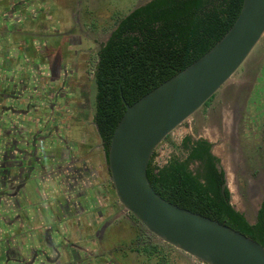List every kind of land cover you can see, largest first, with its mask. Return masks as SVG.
Instances as JSON below:
<instances>
[{"label": "rangeland", "instance_id": "rangeland-1", "mask_svg": "<svg viewBox=\"0 0 264 264\" xmlns=\"http://www.w3.org/2000/svg\"><path fill=\"white\" fill-rule=\"evenodd\" d=\"M145 1L147 0H31L30 3L27 0L21 2L20 6L28 9V11L26 10L28 19L23 27L18 22L13 24L14 42L21 39L26 40L28 48L31 49V59L40 65L39 69H34L36 71L34 74H39L38 86L31 88V76L28 75L24 89L25 95H29L30 105L35 104V108L31 106L33 114H29L28 119L24 121L26 126L34 128L33 131H39L41 134L40 139L36 135V137H31L32 141L30 139L31 143L29 144L33 148L29 147L28 153L26 152V156L24 155L25 158L30 157V159L35 157L37 161L31 171L28 202L34 205L35 199L39 200L48 194L49 191L38 194L34 188L42 180L47 184V187L42 186L44 184L42 181L39 185L40 189L46 190L54 186L56 190L60 186L61 188L66 187L58 194L56 204L47 201L44 205L43 201L39 200L41 205H34L27 212L30 219H33L34 216L39 219L38 215H40L43 219L50 221V225L56 228L58 234L53 242L50 239L49 245L46 243L51 248L56 246V260L49 261L47 258H42L40 262L37 260V264H157V256L147 257L146 253L142 251L141 242L145 236L147 242L161 246L169 264H200L193 257L149 233L118 202L111 183L108 184L107 162L101 139L92 119L96 90L91 70L96 62L97 51L108 38L115 25L116 17L123 16ZM20 6H15V8ZM0 30H2L1 27ZM263 53L264 33L242 65L214 94L211 103H216L217 108L213 109V105L201 106L164 138L156 148L154 156V160L161 164L173 155L182 156V151L177 146L185 134L209 138L213 143V152L221 157L226 172L227 186L230 190L231 203L235 208L245 213L249 219L253 218L256 207L251 187L253 181L249 179L246 172H240V170H245L246 162L239 165L233 162L230 154L229 132L224 134L218 123L221 109H223L220 103L226 99L227 90L239 77L246 74L250 63ZM31 62L27 63L28 67L31 66ZM65 62L70 64L69 67H66L65 75H63L65 82L67 81L65 87L68 88L61 90L58 94L59 98L55 99L53 94L57 86L52 87L50 93L45 95L47 98H43L47 82L58 78L59 70ZM43 68L46 72L50 71L48 79L44 78L46 73L41 70ZM67 73L68 75H66ZM68 93L70 97L67 95ZM7 101L5 99V102ZM62 101H66L69 106L65 113L68 114L67 116L71 110L76 113L74 119L68 121L71 122L68 130L64 127L67 119L57 116L58 112L64 110L60 105ZM15 102L17 104L18 101ZM53 102L54 108L48 112L46 107H49ZM39 103L41 106L36 112V108H38L36 105ZM22 104L17 107L26 109V101ZM228 107L231 109V106ZM228 107L226 112L229 117L230 109ZM46 120L48 126L55 123L60 129L58 138L67 140V142L58 141V146L61 149L50 146L51 139H45L47 138L44 125ZM86 143L88 150L84 152L82 145ZM49 149L52 151H48ZM67 150H70L71 153L68 154ZM59 152L69 156V159L58 158L56 155ZM53 153H55V156L52 157L54 160L49 161ZM73 163H76V166L87 165L89 167L85 171L86 174L79 175L78 182H72L74 178L71 174L69 177L66 175L69 170L58 172L55 170L57 165L64 168L65 165L71 166ZM15 181L19 182L18 179ZM14 185L18 184L12 183V187L8 189L5 186L0 188V264H7L10 259L13 260L14 256L17 258L19 255H23L20 248L22 240L10 237L6 222L7 218H10L8 217L10 216L9 211L19 201L17 195L11 194ZM77 192L86 195V200L81 199ZM1 193L4 195L1 196ZM43 200L45 199L43 198ZM36 210H40L39 214ZM70 238L75 244L68 254L74 259L72 263H67L65 252L68 245L63 243ZM30 239L32 240V236L29 234L27 240ZM50 255L53 256L51 252Z\"/></svg>", "mask_w": 264, "mask_h": 264}, {"label": "trees", "instance_id": "trees-1", "mask_svg": "<svg viewBox=\"0 0 264 264\" xmlns=\"http://www.w3.org/2000/svg\"><path fill=\"white\" fill-rule=\"evenodd\" d=\"M241 3L147 0L116 17L91 70L96 90L92 119L106 162L110 136L125 109L122 97L131 104L205 53L231 26ZM177 148L182 156L173 155L162 166L152 154L146 176L153 189L169 202L216 219L264 246V201L255 223L248 222L231 204L228 188L221 193L224 172L215 166L218 159L210 152L211 143L186 135ZM194 162L198 165L192 167ZM146 238L141 247L147 257L169 264L161 246Z\"/></svg>", "mask_w": 264, "mask_h": 264}, {"label": "water", "instance_id": "water-1", "mask_svg": "<svg viewBox=\"0 0 264 264\" xmlns=\"http://www.w3.org/2000/svg\"><path fill=\"white\" fill-rule=\"evenodd\" d=\"M263 33L264 0H242L231 26L205 53L131 104L122 97L125 109L110 136L108 178L118 202L149 233L204 264H264V246L164 199L149 183L146 168L164 138L224 85ZM19 139L9 147L16 162L11 175L15 179L17 166L20 177L30 181L35 163L25 153L33 146L24 135ZM226 185L221 184L222 194Z\"/></svg>", "mask_w": 264, "mask_h": 264}, {"label": "flooded vegetation", "instance_id": "flooded-vegetation-1", "mask_svg": "<svg viewBox=\"0 0 264 264\" xmlns=\"http://www.w3.org/2000/svg\"><path fill=\"white\" fill-rule=\"evenodd\" d=\"M30 2L31 0H29V3ZM16 5L18 4L16 3L14 6ZM13 8L14 7L12 6V9ZM66 62L62 64V67L59 70L60 73H59L58 78L55 80L53 79L52 81L48 80L49 82H47L46 86L44 87L45 94L43 93L44 94L43 98L49 91H51L50 89H52V87L55 88V86H57L53 94V97L55 99L59 98L58 94L59 92H61V90L68 88V87H65V84H67L66 83L67 81L65 82V79L63 77V75H65V72H66V67L67 66L69 67L70 65ZM41 70H43L46 73L44 74V78L46 77V79H48L50 76V71L46 72L45 68ZM66 75H68V73ZM31 80L32 82H34L33 77H31ZM11 90L12 89L9 88V91ZM227 91L228 92H227L226 99L220 103L223 109H221L222 111L220 112L221 115H220V121L218 125L221 127V130H223L224 134L229 132V135H230L229 136V139H230L229 146L231 148L230 154H231L233 162L236 163L237 165L244 164L246 162L245 170H240V172L241 173L246 172V175L249 177V179L253 181L251 187L254 192L253 199L256 205L255 210H254V216L252 219L247 218L245 213L241 212L234 206L233 207L239 212H241L248 222L255 223L258 210L260 209L262 202L264 201V53L259 58L255 59L252 63H250L249 68L246 71V74L239 77V79L236 80L231 85L230 89ZM67 95L70 97L69 93ZM213 96L210 97L203 105L204 106L213 105V109L217 108L216 103L215 104L211 103V101L213 100L212 99ZM53 104L54 102L51 103L49 107L45 106L47 110H49L48 112H50L54 108ZM60 105H62V108L64 110H62L63 112L62 111L58 112L57 116L62 119L64 118L67 119V123L64 125V127L66 130H68L67 129L68 126L71 125L70 124L71 122H68V121L73 120L76 113L71 110L69 111L70 112L69 116H67L68 114L66 115L65 113L69 109V106L67 105L66 101H62ZM228 106H231V109ZM227 107L230 109L229 117H228V113L226 112V110H228L226 109ZM46 123H47V120H46ZM46 123H44L45 129H46L45 137L47 136V138L45 139H48V140L51 139L50 140L51 142H49L50 146L61 149L58 146L59 142L60 141L67 142V140L63 138L64 140L63 141L61 138H58L60 135L59 134L60 129L56 126L55 123L52 124L51 126H48V123L47 124ZM5 134H6L5 129L0 131V188L5 186L8 189L9 187H12V182H13L12 180L15 181V179H18V180L20 179L21 169L17 166L14 167L13 173L14 172L16 173V177L14 179L11 175V168H12V165L15 166L16 162L13 157V154L12 153L10 154L9 148L5 146L6 142L3 139ZM186 135L190 136L192 141L198 138H204L208 142L211 143L210 152L218 159V162L215 163V166L217 167L218 170L219 169L223 170L224 182L227 181L226 172L222 165L221 157L219 156V154H216L213 152V143L209 140V138L205 136H201V135L197 137H193L190 134H185V136ZM82 147H83L84 152L88 150L87 143L83 144ZM48 151H52V150L49 149ZM67 153L70 154L71 151L67 150ZM54 154L55 153L52 154L51 159L49 158V161L54 160L52 159V157L55 156ZM56 156L62 159L64 158L69 159V156L61 152H59ZM31 161H33V163H37L35 157L34 158L32 157ZM156 165L162 166L163 164H158L156 162ZM197 165H198V162H194L193 164H191L192 167L197 166ZM62 167L63 166L57 165L55 170L57 172L69 170V173H66V175L68 177L70 176V174L72 175V178H74L72 182H78L77 178L79 177V175H83V173L86 174L85 171L88 170L89 168L87 165L86 166L85 165L76 166V163H73V165L71 166L65 165L64 168ZM29 169H27L26 171L29 172ZM75 170H77V173H75ZM22 174H26V173H22ZM71 185L73 187V184ZM13 188L15 189V185L13 186ZM226 188H228L227 185H226ZM62 189L65 190L66 187L65 188H61V186L58 187L57 192L59 191L62 192L63 191ZM2 193H5V192H2ZM2 193H1V196L4 195ZM140 236H141V231H140Z\"/></svg>", "mask_w": 264, "mask_h": 264}, {"label": "crops", "instance_id": "crops-1", "mask_svg": "<svg viewBox=\"0 0 264 264\" xmlns=\"http://www.w3.org/2000/svg\"><path fill=\"white\" fill-rule=\"evenodd\" d=\"M25 1L27 0H8L6 2H0V27L2 28V30H0V130L5 129L6 131V136L3 139L6 142L5 146L8 148L10 146L17 145L20 142L19 137L21 135L27 137L28 140H30L33 136H37L39 139L41 138L39 131H33L34 128L26 126L24 121L25 119H28L27 116L29 114H33L31 106H34L35 108V104L30 105L29 95H25L24 93L25 85L27 84L26 76L30 75L33 77L35 86H38L39 74H34L36 72L34 69H39L40 66L37 65L33 59H31V49L28 48L27 41L21 39L20 41L14 42V37L12 35L13 24L18 22V24H21V27H23L25 26V23L28 19V12H26L28 9L26 7L20 6L21 2ZM16 3L18 4L16 6L20 7L15 8L14 5ZM12 6L14 7L13 9ZM30 61H32L30 63L31 66L28 67L27 63ZM30 83L32 84V80ZM31 84V88H34V86L32 87ZM3 87L4 89L6 88L5 94H2ZM9 88L12 90L9 91ZM27 93L30 94L29 92ZM5 99L8 101L5 102ZM16 100L18 101L17 104L15 102ZM25 101L27 104L26 109L17 107V105L20 106V104L24 103ZM40 106L41 103L36 105V107H38L36 108V112ZM24 179V177H20L19 182H12L13 184L17 183L18 185L15 186V189L12 190L11 194L17 195L19 201L12 208V210L9 211L10 216L8 217L10 218H7L6 220L8 224V233L11 235L10 237L15 238V240L16 238L17 240H22L20 242L22 243L20 248L23 255H19L17 258L14 256L13 260L10 259L7 264H37V260L40 262L42 258H47L49 261H55L57 254L56 246L51 248L47 245H49L48 243H50V239L53 242V239L58 236L56 228H53L49 223L50 221L43 219L40 215H38L39 219H36L35 216L33 219H30L27 212L30 211L32 206H36L38 204L41 205L39 200H42L44 205L47 201L49 203L52 202V204H56L55 201L58 200V194L61 192H57V189L55 190L54 186L49 187L50 189L46 190L40 189L39 185L43 181L42 180L34 186L35 190L38 192V194L43 193L44 191L49 192L48 194H45V197H43L45 200H43V198H39V200L35 199L33 205V203L28 202V197L30 196L28 194V189H31L30 181ZM43 183L44 184H42V186L47 187V184L44 181ZM77 193L81 199L86 200V195L81 194L80 192ZM54 206L56 207V205ZM36 211L38 212L37 214H39L40 210ZM29 234L32 236V240H27ZM63 244L68 245L66 247L67 251L65 252L68 260L67 263H72L74 258H71L68 252L72 251V246L75 244V242H72V238H70L66 239ZM50 252L53 255L52 257ZM70 260L71 262H69Z\"/></svg>", "mask_w": 264, "mask_h": 264}, {"label": "built area", "instance_id": "built-area-1", "mask_svg": "<svg viewBox=\"0 0 264 264\" xmlns=\"http://www.w3.org/2000/svg\"><path fill=\"white\" fill-rule=\"evenodd\" d=\"M156 162V161H155ZM158 164H161V163H159V162H157ZM164 164V163H163ZM198 261V260H197ZM199 262V261H198ZM200 264H204V263H202V262H199Z\"/></svg>", "mask_w": 264, "mask_h": 264}]
</instances>
